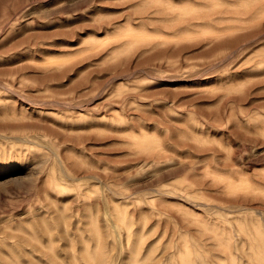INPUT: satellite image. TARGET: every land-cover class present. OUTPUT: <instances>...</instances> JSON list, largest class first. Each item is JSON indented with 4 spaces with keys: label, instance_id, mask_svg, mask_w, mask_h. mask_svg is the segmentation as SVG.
Listing matches in <instances>:
<instances>
[{
    "label": "rangeland",
    "instance_id": "374dc122",
    "mask_svg": "<svg viewBox=\"0 0 264 264\" xmlns=\"http://www.w3.org/2000/svg\"><path fill=\"white\" fill-rule=\"evenodd\" d=\"M175 232L163 264H264V0H0V264Z\"/></svg>",
    "mask_w": 264,
    "mask_h": 264
},
{
    "label": "bare ground",
    "instance_id": "6f19581e",
    "mask_svg": "<svg viewBox=\"0 0 264 264\" xmlns=\"http://www.w3.org/2000/svg\"><path fill=\"white\" fill-rule=\"evenodd\" d=\"M58 219L60 221L62 220L61 217H58ZM58 219L56 218V222H57ZM60 221H59V224L60 223L63 224V222L62 221L60 222ZM124 224H126L127 227H129V225H130V223L128 221H125ZM226 225H231L233 235H236V236H241L242 235V236L245 237V241L242 243V245H243V247L245 249H254V248H256V245L255 244H253V243H248L247 244L246 243L249 239H251V237H253V233H249V232L245 231V229L243 227H238V226L235 225V223H233L231 221H223V222H218V223L211 224L212 227H224ZM200 226L203 227V228H205V231L206 230H210V225L209 224L202 223V224H200ZM59 227H61V226H59ZM203 232L204 231H200L199 233L202 234ZM181 235L182 234L180 232L179 233L178 232H175L171 236L168 237V238H170L169 242H166V243L162 244V246L160 248L159 257L155 261L154 264H163V261H164V259L166 258L167 255L173 256L178 251H184V249L187 250V247L186 246L183 247V250H180L182 248L181 247V240H182ZM90 236H91V234H90ZM100 236H101L100 233L98 235L92 234V237H94V239L96 238L98 242L101 241ZM242 236H241V238H242ZM61 237L65 238L66 236L65 237L64 236H61ZM208 239L214 240L215 243L213 245H210V244H203V245L205 246L206 249H208L209 251L212 252L213 251L212 247L218 245L219 241L216 239V237H212V236L209 237ZM219 240L220 241H223L222 239H219ZM196 245L199 248L201 246L200 243H197ZM236 247H237V245H232V246L231 245H225L222 248V252L231 250V248H236ZM139 250H140V246L138 244H133L132 247H131V249H130V253H131L132 256L136 257L138 255ZM215 256L216 255L213 254V257H215ZM88 263H95V261H94V259H92ZM180 263L181 264H194V261L191 258L189 259L188 256H184V254H182L181 257H180Z\"/></svg>",
    "mask_w": 264,
    "mask_h": 264
}]
</instances>
